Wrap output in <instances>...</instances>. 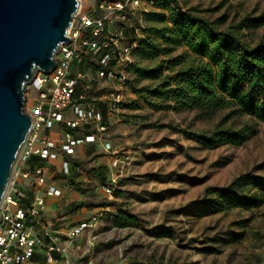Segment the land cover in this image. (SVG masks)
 Listing matches in <instances>:
<instances>
[{"label":"rangeland","instance_id":"rangeland-1","mask_svg":"<svg viewBox=\"0 0 264 264\" xmlns=\"http://www.w3.org/2000/svg\"><path fill=\"white\" fill-rule=\"evenodd\" d=\"M176 1L183 12L215 23L219 31L246 20L264 19V0ZM97 2L82 0L83 13L98 16ZM165 6L166 0H153L147 12L132 11L130 22H121L112 13V31L123 30V44L130 45L137 36L135 29L144 34L148 27L164 26L159 19L147 20L146 15L167 16ZM243 34L249 44L257 45L264 42V25L245 29ZM183 52V47L171 48L174 57ZM132 57L133 66L159 64ZM82 69L96 80L87 99L101 109L109 102L105 96L119 86L97 79L93 57ZM126 73L123 103L106 113L107 130L100 136L118 153L117 167L101 143L92 148L85 145L68 158L72 165L68 174L60 162L21 166L17 161L7 192L26 205L45 198L48 222L38 231L43 238L47 233L61 237L70 264H264V193L259 206L251 209H212L206 214L201 207L215 199L208 198V189H226L246 176L264 178V122L232 115V108L207 113L173 105L168 111H154L132 92L130 84L136 77L129 68ZM149 85L141 80L137 87ZM37 101L38 93L30 84L26 112L33 114ZM65 115L72 118L69 111ZM221 124L233 130L253 126L256 134L241 146L211 149L187 137L210 133ZM61 135L58 130L52 133L59 141ZM39 163L45 167L42 183H37L32 170ZM28 168L30 175L25 179L21 174ZM51 188L61 195L49 199ZM128 216L136 221L129 223ZM81 224L85 230L77 237L69 236Z\"/></svg>","mask_w":264,"mask_h":264},{"label":"built area","instance_id":"built-area-1","mask_svg":"<svg viewBox=\"0 0 264 264\" xmlns=\"http://www.w3.org/2000/svg\"><path fill=\"white\" fill-rule=\"evenodd\" d=\"M153 0H113L97 2L98 16L83 13L82 8L73 17L68 30L70 44L61 45L56 55V67L48 75L37 74L31 86L38 93L34 107L30 133L19 156V164L25 166L33 159L40 162H60L63 173L72 171L68 158L78 147L102 144V149L113 159V166L119 164L118 153L101 135L106 130L105 115L116 111L123 103V89H127V69L133 64V52L144 34L137 33L130 45H124V31H112L110 14H117L121 22H130L132 11L147 12ZM132 31V30H130ZM89 57L97 66V79L106 80L119 86L105 96L109 102L97 109L87 96L92 90L95 78L82 69ZM79 66V69H76ZM87 66V64L85 65ZM72 118L66 119V112ZM61 132L62 140L52 137ZM31 168L21 176L27 179ZM37 183H42L45 167L42 163L33 165ZM108 193L112 191L103 187ZM51 197L61 192L51 188ZM48 222L45 198L30 200L28 205L16 199L12 193H5L0 205V264H70L68 251L61 246L58 234H47L43 238L38 228ZM86 228L78 225L69 234L77 237ZM37 260V262H35Z\"/></svg>","mask_w":264,"mask_h":264},{"label":"trees","instance_id":"trees-1","mask_svg":"<svg viewBox=\"0 0 264 264\" xmlns=\"http://www.w3.org/2000/svg\"><path fill=\"white\" fill-rule=\"evenodd\" d=\"M168 15L151 13L147 20L159 19L162 28L148 27L133 56L140 62H159L153 67H129L136 80L132 92L154 111H168L173 105L203 112L233 109L232 115L248 116L264 122V42L252 46L243 30L257 29L264 19L246 20L225 31L215 23L183 12L176 0H166ZM172 47H183L172 56ZM141 80L151 82L138 88ZM256 134L253 126L233 130L218 125L207 134H187L206 148L241 146ZM32 162L37 163L36 159ZM264 193V178L246 176L226 189H208L202 204L205 213L212 209H251L259 206ZM129 223L136 221L128 216ZM37 262V260H35Z\"/></svg>","mask_w":264,"mask_h":264},{"label":"water","instance_id":"water-1","mask_svg":"<svg viewBox=\"0 0 264 264\" xmlns=\"http://www.w3.org/2000/svg\"><path fill=\"white\" fill-rule=\"evenodd\" d=\"M81 5L82 0H0V205L31 129L28 87L37 74L55 69Z\"/></svg>","mask_w":264,"mask_h":264},{"label":"crops","instance_id":"crops-1","mask_svg":"<svg viewBox=\"0 0 264 264\" xmlns=\"http://www.w3.org/2000/svg\"><path fill=\"white\" fill-rule=\"evenodd\" d=\"M88 147H89V148H92L91 145H88ZM79 148H80V147L77 148V149H78V150H77L78 152L80 151ZM81 148H82V147H81ZM83 149H84V148H83ZM36 160H37V159H36ZM37 161H39V160H37ZM49 199H56V198H55V197H49ZM49 210H50L49 207H47V215H48V217H49ZM45 229H46V228H45ZM47 234H50V233H47ZM47 234H46V235H47ZM38 264H41V262H38Z\"/></svg>","mask_w":264,"mask_h":264},{"label":"bare ground","instance_id":"bare-ground-1","mask_svg":"<svg viewBox=\"0 0 264 264\" xmlns=\"http://www.w3.org/2000/svg\"><path fill=\"white\" fill-rule=\"evenodd\" d=\"M81 8H82V5L79 7L78 11H80V10H81ZM78 11H77V12H78Z\"/></svg>","mask_w":264,"mask_h":264}]
</instances>
